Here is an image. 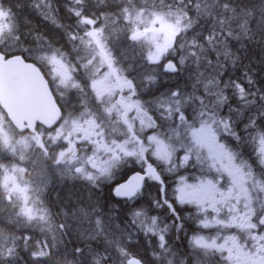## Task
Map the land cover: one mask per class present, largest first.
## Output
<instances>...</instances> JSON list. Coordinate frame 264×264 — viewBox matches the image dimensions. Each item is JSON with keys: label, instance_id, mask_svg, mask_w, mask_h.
Masks as SVG:
<instances>
[{"label": "snow or ice", "instance_id": "snow-or-ice-1", "mask_svg": "<svg viewBox=\"0 0 264 264\" xmlns=\"http://www.w3.org/2000/svg\"><path fill=\"white\" fill-rule=\"evenodd\" d=\"M33 7L55 23L54 0ZM65 9L74 23L57 25V40L23 32L13 6L0 0V264H21L22 253L25 264H149L130 251L141 233L150 264H264V89L253 88L248 72L246 81L223 78L228 61L241 59L229 40H264V0H65ZM119 24L137 58L109 47L105 32ZM161 67L165 76L189 72L191 90L188 81L154 89ZM240 115L247 122L234 119ZM246 139L255 161L236 150ZM129 158L141 171L123 180ZM25 161L43 165L39 183L20 166ZM180 169L195 175L180 176L170 198L163 177ZM48 174L84 181L93 195L110 189L124 201L120 214L109 215L106 227L91 195L87 204L77 198L70 211L54 213L46 201ZM149 181L158 185L157 197L151 208L137 207ZM184 206H193L198 230L181 252L169 233L174 228L180 239ZM153 209L171 223L149 215ZM84 221L89 227L81 232ZM205 229L218 232L201 234ZM232 229L238 231L220 234ZM74 232L104 242L69 250Z\"/></svg>", "mask_w": 264, "mask_h": 264}, {"label": "trees", "instance_id": "trees-1", "mask_svg": "<svg viewBox=\"0 0 264 264\" xmlns=\"http://www.w3.org/2000/svg\"><path fill=\"white\" fill-rule=\"evenodd\" d=\"M117 2V0H109V3ZM252 0H243V3L248 4L251 3ZM8 3L13 6V9L19 18L21 30L25 33L31 31L33 35L39 32L46 36L52 37L54 39H60V36L63 32V29L58 28L57 25L63 24L65 27L67 25L74 23V20L70 19L68 13L65 9V0H54V6L59 7V11L56 13V20L53 23L51 20H45L44 14L35 9L33 4L35 0H8ZM92 3L95 4L96 0H92ZM104 11H109V9L105 8ZM105 21L101 20L100 24L97 26H102ZM255 27V25H253ZM199 30V29H198ZM111 34V35H110ZM105 36L111 39L112 43L109 45L112 48L114 54H127L129 58H137L133 56V50L130 47L131 41L127 40L124 33V25L119 24L115 27L109 25L108 31L105 32ZM191 38V33H189V39ZM63 43V42H62ZM59 46V45H58ZM71 47V45H68ZM228 46L230 50L237 54L241 59L239 63L233 65L231 60L228 61L226 67V75H224V80H228L229 78L236 80L240 78L241 80L246 81L245 72L252 77L255 82L253 85L254 89H264V40H260L259 38L256 41L251 43H245L243 40L237 42L236 40H229ZM68 47L65 50H71ZM239 49V51H237ZM136 52H139V48L136 49ZM81 55H85L83 51L80 53ZM146 54V53H145ZM168 59H172V55L168 56ZM178 59V57H177ZM213 62H215V58H213ZM146 63V62H145ZM223 64L224 61L221 60ZM155 65L150 66L148 70L155 69ZM160 73H163L162 67L159 69ZM203 71V70H202ZM189 72H184L179 77L177 76H169V77H159V85H154L153 87H161V84H166L165 88H175L179 86L181 88L185 87V81H188ZM168 81L167 83H164ZM191 81H188V90H191ZM231 95V93H228ZM232 106H236V101L232 102ZM249 116H255V110H252L248 113ZM246 120V116L243 115ZM264 122V121H262ZM22 167V164H20ZM24 167L27 169H31V166L28 163H25ZM43 165L40 164V168ZM47 190H46V201L52 211L55 213L59 209L66 208L67 210H71L70 201H75L77 198L81 199L84 204L89 202V196H92V203L95 204L97 198L99 199V204L95 206L100 207L102 212L104 213V221L105 226L109 224L108 216L109 215H119L120 209L123 203L117 199L116 197L111 196L110 189L104 188L103 190L96 192L94 195L90 193V186L86 183L80 182V180H72V179H61L58 175L52 176L48 174L47 177ZM83 206V205H81ZM138 206V205H137ZM3 206H0L2 208ZM109 208H115L116 212L110 213L108 211ZM5 216L8 213H4ZM60 219H57V223L60 222ZM96 217L93 216L92 220L95 221ZM118 223L117 220L113 219L111 221L112 226L114 227ZM89 227L88 222L84 221L83 227L80 229L81 232L84 229ZM0 228H6V225L0 224ZM11 230V229H6ZM16 235H20V232H15ZM89 235H94V233L84 232L83 236H79L76 232H74L71 237L72 243L68 245L69 250L73 247H87L90 243L92 247H96L97 244H103L104 238L101 236L98 240H94L89 242L87 237ZM145 238V237H143ZM66 239H69L66 237ZM130 251L134 253H139L142 257H144L150 264L152 257L148 250H145L144 246L141 245V241L139 238L134 237L133 243L130 246ZM24 259L21 261V264H25L27 261V255L22 253Z\"/></svg>", "mask_w": 264, "mask_h": 264}, {"label": "flooded vegetation", "instance_id": "flooded-vegetation-1", "mask_svg": "<svg viewBox=\"0 0 264 264\" xmlns=\"http://www.w3.org/2000/svg\"><path fill=\"white\" fill-rule=\"evenodd\" d=\"M68 47H70V46H68ZM165 62H167V60H164L163 63H165ZM97 66H99L98 61H97ZM116 67L123 69V68L127 67V64L119 63L116 65ZM102 71H107V68L105 67ZM169 76H172V75H169ZM169 76H165L163 74L160 75V77H169ZM167 82L168 81H166L164 83H167ZM162 85H164V84H161V86ZM153 88L155 89L156 87H153ZM166 89H168V88H164V87L159 88V90L161 92L165 91ZM141 91H147V89H141ZM57 95H58V93H57ZM138 98L151 99L150 96H143V97H138ZM224 112L227 113V109H224ZM130 115H135V113H131ZM251 116H253V115H251ZM234 119H243L245 122H247V117L245 120L243 115H240L239 117H234ZM261 123L264 124V122H261ZM136 126H137V128H139V122L138 121L136 122ZM240 127H241V129H243L244 125L241 124ZM148 134H151V132L149 131ZM233 143H235V141H233ZM236 150L242 154V156L245 160H248L250 162L256 160L254 145L252 143H250L247 139L245 140V143L239 145V147ZM90 154L91 153H89V155ZM149 162H151V161H149ZM122 171L125 173L123 176V180H126L129 176L133 175L134 172L141 171V167L139 164L136 163L134 158H129L128 163L124 166V169ZM192 175H195V173H193L191 171V169H189L188 171H185L184 169H180L176 174L165 173V176L163 178L165 179L166 184L168 186L169 197L171 198L173 196V189L177 186V181L179 180L180 176L191 177ZM123 180H121L120 182H123ZM189 182H191V180H189ZM157 190H158V185L156 184V182L149 181L143 190V196L140 198V200L137 204L138 205L137 207H144L146 209L151 208V201L157 197ZM119 200L124 204V201L122 199H119ZM177 207L180 208L181 206L178 205ZM190 210L194 212L193 206H184L183 210L180 212V215L184 217V220H183L184 229H183V231H181L179 233L180 239L177 240V238H176L177 232L174 228L171 229V231L169 233V243L173 246L174 250H179L182 252L185 249H187L188 243H189V238L193 235V233L195 231L198 230V224H197L196 220L189 215ZM149 215H158L162 219H164V223H171L170 219H165L167 214L164 211L153 209V210L149 211ZM180 222L181 221H177V223H180ZM237 231L238 230L232 229L230 231L220 232V234L221 235H230V234H233ZM217 232H218L217 229H205V230H202L201 234H203V235H216ZM143 237L144 236L142 233L138 237L141 241V245H143L145 250H148L149 253L151 254V248L148 247L147 240ZM153 242H155V241H153Z\"/></svg>", "mask_w": 264, "mask_h": 264}, {"label": "rangeland", "instance_id": "rangeland-1", "mask_svg": "<svg viewBox=\"0 0 264 264\" xmlns=\"http://www.w3.org/2000/svg\"><path fill=\"white\" fill-rule=\"evenodd\" d=\"M168 56H170V55H168ZM29 156H30V160L31 161H36L37 160V157L35 155L29 154ZM25 163H28L31 166V169H28V171L33 173V179L36 181V183H39V173H40V170H41L40 164L30 163V162L25 161V162L21 163L22 167H24ZM80 182H83L84 184L86 183L84 181H80ZM46 183H47V179H46Z\"/></svg>", "mask_w": 264, "mask_h": 264}, {"label": "bare ground", "instance_id": "bare-ground-1", "mask_svg": "<svg viewBox=\"0 0 264 264\" xmlns=\"http://www.w3.org/2000/svg\"><path fill=\"white\" fill-rule=\"evenodd\" d=\"M165 85H166V84L162 85L161 87H164V88H165Z\"/></svg>", "mask_w": 264, "mask_h": 264}, {"label": "water", "instance_id": "water-1", "mask_svg": "<svg viewBox=\"0 0 264 264\" xmlns=\"http://www.w3.org/2000/svg\"><path fill=\"white\" fill-rule=\"evenodd\" d=\"M120 199V198H119Z\"/></svg>", "mask_w": 264, "mask_h": 264}]
</instances>
